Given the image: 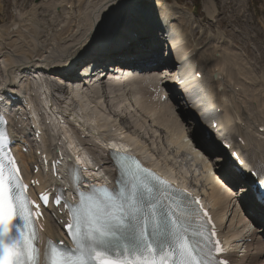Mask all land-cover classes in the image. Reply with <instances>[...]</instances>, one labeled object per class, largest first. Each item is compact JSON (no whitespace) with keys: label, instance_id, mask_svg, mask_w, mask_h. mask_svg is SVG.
<instances>
[{"label":"snow or ice","instance_id":"obj_1","mask_svg":"<svg viewBox=\"0 0 264 264\" xmlns=\"http://www.w3.org/2000/svg\"><path fill=\"white\" fill-rule=\"evenodd\" d=\"M4 123L0 117V126ZM191 136L196 139L195 129ZM8 147L0 127V264H228L214 256L223 249L212 239L214 226L199 199L124 153L114 154L120 174L116 190L93 186L90 193H79L77 205L63 201L70 215L64 227L73 246L49 238L42 254L35 227L40 205L29 198ZM234 163L220 158L210 166L230 173ZM258 188L250 203L264 216V184ZM40 201L47 206L49 196L41 194ZM61 202L62 193L51 201Z\"/></svg>","mask_w":264,"mask_h":264},{"label":"bare ground","instance_id":"obj_2","mask_svg":"<svg viewBox=\"0 0 264 264\" xmlns=\"http://www.w3.org/2000/svg\"><path fill=\"white\" fill-rule=\"evenodd\" d=\"M126 1H128V4H129L130 0H108L106 3L103 0H100V14L102 15L103 19L101 20V24L100 23L96 24L97 25L95 27L96 31L94 30L95 33H93V31H89L92 33H90L88 38L85 39V42H83V43H81V41L78 40L79 38L76 37L77 35L74 36L71 34L73 32L71 27L64 28L62 30L61 37H59L60 39L59 38H57V39H59L60 42L62 40H64V38H63L64 36H71V39L69 40L70 42L66 44V46L60 45V44L53 46V47H55L54 48L55 50L59 49V51H61L62 56H60V57H57L55 59H47V58L42 57L41 59L36 60L38 58V55H36L37 51L40 49L36 45L35 47H31L29 49V53L32 54V57L35 58V56H36V59H35L36 61H33L31 59V60H28L25 62L24 58L21 57V55H22L21 53H20L21 55H18L19 53H14V52L12 55L8 52H4L2 55V56H4V58H2L1 61H3L6 66L9 65L12 68H15L13 66L14 64H19L16 67V70H18V71L22 70L19 67H21L23 65H26V66L29 65L28 68L35 67L36 70L33 72L36 75L35 74H29L31 76V78H38L40 73L44 74V73H53L54 72L55 74H54L53 78L57 79L58 83L62 85L65 82V80H63V77H61V76L55 77V76L60 75L62 73H65V74H63V76H67V77H71V78L73 77L72 75L68 74V71L70 72L72 69L69 68V70H67V68H68L67 62L71 58L73 59V57H77L79 55H82V53L86 52L88 49H91L93 44L96 42L95 38H100V37L104 36V38L110 39L109 34L112 37V36H114V34L117 33L115 31V30H117L116 27L118 25V22L116 21V19L121 14V11L124 9V7L126 5V3H125ZM103 2H104V4H103ZM131 2L134 3L133 1H131ZM13 3L15 4L14 1H13ZM0 5L1 6L4 5L2 0H0ZM116 5H118V7ZM23 6L25 7L26 4H23ZM65 6L67 8L68 5H65ZM15 8L16 7H13V10ZM94 11L95 10H93V13H91L92 16L94 14ZM163 12H166V11L163 10ZM79 15H80V13H79ZM90 19L91 18L89 15L86 18V21L87 22L91 21ZM157 19H158V17L154 18L155 22H158ZM167 19H169V18L167 17ZM22 21L24 22V20H22ZM98 24H100V26ZM23 26H25V24ZM26 26H27V24H26ZM35 26H36V23H35ZM119 26L120 25H118V27ZM134 26H135L134 28H130V29H126L127 27L125 26V28L123 29V34H122L121 39L119 41H116L115 43L105 42L104 44L99 45L97 48L95 47V49L99 50L102 53L109 51L110 57L113 58L114 60L130 61L128 63H143V64L157 63L153 68H155V69L158 68L160 66V65H158V62H159V58L161 56H158L156 49H152L153 45L151 42H149V40H146L144 42L145 46H140V44H141L140 41L145 38L144 34H143L144 31H143L141 25H134ZM21 27H22V24H21ZM175 28L177 29V26H175ZM113 30H114V32H113ZM31 31H29V33H31ZM134 32H136V34L138 35V38H135L133 36ZM35 33H36V31H35ZM5 34L8 36L7 32H5ZM26 34H28V33H26ZM21 35H22V33H21ZM37 36H39V34L38 35L36 34V37ZM184 36H185L184 34L180 36V40H178L179 44H182V39L184 38ZM16 37H17V34L11 39H16ZM22 37H24V36H22ZM19 39H20V37H19ZM25 39L26 38L24 37L23 40H25ZM12 41H11V43H12ZM27 41L28 40L26 39V42ZM128 41L130 43L127 46H125ZM13 42H15V41H13ZM44 42L45 43H53V39L44 40L41 42V44H43ZM66 42H68V41H66ZM28 43H29V41H28ZM41 44H39V46ZM179 44L177 46H175L174 44L173 45L175 48L174 51L177 54L181 53L180 56H183V58H182L183 61L181 62V64H183L185 66V68L187 69V72L190 75H193L194 73L200 74V78L195 79L194 94H192V92H191V94H190L191 100H188L187 102L193 108L196 105H199L198 109L201 110L205 115L204 120L211 122V120L214 119L215 121H217V124H218L216 126V128H217L216 133L212 132V130H213L212 127L207 128L204 126L208 130H210V132H206V133L210 134V137L212 140H217L221 136H225L229 139H232L231 133H235L236 131L242 132L241 139L242 140L245 139V146H244L245 149H243V150L246 153H248L247 160L243 158V160L245 162L244 166L246 167L248 172L250 171V169L253 166H255L258 169V173H259L260 177L262 179H264V166H263L264 151L259 150L257 148L258 146L256 145V144H259V146H261V144H260L261 140L258 139L257 140L258 142L254 143V139H253V137H251V134H254V135H257L258 133H260V135L264 134V131L259 132V130H257V126H263L264 127V116L261 118L262 124H256V122H257L256 120L252 119V121H251L247 115L243 116V112H242V110H240V108L243 109V107H241L239 103H238V105L240 106V108L237 109V110H239V112L233 107V105H232L233 102L231 101V99L236 101L235 98H236L237 94H236V96L231 95L232 98H230L231 90H229L225 84L227 82H229V85L234 92H236L234 89L235 87L242 86V85L241 84L239 85L238 83H235L232 80L229 81L230 74L233 72L232 70L226 69V70H221L220 72L212 70L211 73H208L205 70L207 67H208L207 69L210 70L212 68L213 64H218L219 60L221 59V57L224 54H222L220 57H219V55H217L216 57H219L218 59L213 57L214 59L209 61L210 65H208L206 62L196 63L195 57L194 56L192 57V54H190V53H185L186 54L185 55L182 52ZM8 45H9V47L12 46V45H10V43H8ZM5 46H7V45H5ZM122 47H123V49L120 51L119 49H121ZM233 47H235V46H233ZM238 47L239 46H237V48ZM35 48L37 49L36 51L34 50ZM185 49L186 48H184V51H186ZM21 50H23V49H21ZM27 50H25V51H27ZM42 51H44V50H42ZM146 51L151 53V55L149 57L144 56V53ZM201 53H205V51L201 52ZM225 53L229 54L234 59L240 60L239 55L234 54L235 52L233 53V51H231L230 48L226 49ZM187 54L190 55L191 57H189ZM233 54H234V56H233ZM199 55H201V54L199 53ZM212 56H213V54H212ZM249 56L250 55H248V57ZM157 57H158V59H157ZM61 58H63L62 61L55 62L56 60H59ZM202 59H206V57L203 55ZM242 60L244 61L245 59H242ZM251 60L252 61L254 60L252 56H251ZM243 61H241V62H243ZM221 62H222L221 65H223V66L227 65L224 59ZM253 62L255 63V61H253ZM200 64H201V66H200ZM41 66H44L45 69H41ZM215 67L219 68L218 66H215ZM203 68H204V70H202ZM239 68L241 71H243L242 75H243V73H245L248 76L252 75L251 73L246 72L244 64L241 63V66ZM250 68H252V67L250 66L249 69ZM150 71H152V70H150ZM20 72H22V71H20ZM126 73L127 74L125 76L120 75V74H115L114 76H112V78H109L106 82H104V79L87 78L84 75H81V76H83V78H85V80H83L85 83L84 82H82V83L76 82L75 80L73 81L72 79L69 80L70 82L67 83L68 84V92L67 93L72 95L73 97H75L78 104L80 105V110L85 117L83 119L79 118L82 120V125L87 126L88 129H91L93 135H98L97 142H99L101 144H102V142L100 140L103 136H105L104 135L105 131H107V133H108V130L114 126L113 121L109 119L108 114L105 113V111L100 109L101 107L92 108V105L90 104L91 101L89 100V98L87 96L88 94L85 91H83L84 88L85 89L89 88L90 91H92V93L96 94L97 95L96 99H100L99 96L101 94V90L106 91V92H113V93L116 92L112 95L105 97V98H109V100H115V98H116L115 96H120V97H123V99L127 100L128 97L126 96L125 92L128 91L130 94V97H129L130 101L131 102L133 101L134 102L133 104H135L132 106L136 111L135 115H133V119H134L133 123H135V120H137L136 119L137 117L142 118V119H138L136 121V124L138 123V125L142 124V122H146V121L149 122L150 121L151 123H153L154 127H156V128L159 127L158 129L161 130V133L163 132L164 137H165V144L163 143L164 140H162V144L165 147H168L170 149L173 147V149H171V151L175 153V156H177L179 158V157L183 156L182 154L189 153L192 157V160H194L196 163L199 162L200 161L199 156H197L194 152L191 151V147H190L189 143L187 142V140L185 139V136H190L188 129L184 126V124H182L184 122L183 120L187 119L189 117L190 112H186V113L183 112L181 115H179L178 110H175L174 105H172V104L170 105L166 102H159V96L157 94H153V92H151L148 89L149 86L153 85V83L151 82V80L149 78H147L146 76L145 77H142V76L136 77L134 75V73H132L130 71H127ZM154 73L158 76H164L163 74H166L167 76H171L175 79H177V77H178L177 71L168 69V67L164 71L153 70L149 74H154ZM3 74H6V76L11 78V79H9L10 84H13L14 80H16L17 77L18 78L22 77L21 73H19L17 76V72L14 69H11V72H7L5 70V66H4ZM83 74H87V73H83ZM141 74H145V73H141ZM248 76L243 75V77H245V79H250ZM73 78L75 79V77H73ZM198 79L202 80L201 81L202 84L198 81ZM252 79H253V77H251L250 82H252ZM174 81L172 82L174 87H178L180 89L181 94L185 95L186 98H189L188 93L185 92V91H187L189 85H187L186 83L176 85V83H174ZM248 82L249 81H247V82L245 81L244 84H250ZM47 83H52V80L48 77L45 79V84H47ZM99 84H102L104 89H101ZM208 85H212V87L209 89V88H207ZM41 86H43V84H41ZM151 87H154V86H151ZM213 87H214V89H213ZM63 88L64 87H62L58 84H53V85L49 84V89L54 90V91L55 90L59 91L60 96H62L61 90H63ZM216 90H219L218 94L216 92H214ZM216 96H218L221 99L220 104L217 105V103H216V104L212 105L211 102L208 101L207 97L211 98V99L212 98L215 99ZM53 98H54V100H58L57 96H53ZM33 101L28 100V104L30 105V107L33 105ZM90 105H91V107H90ZM217 108L220 109L219 112L216 111ZM50 111H52V109H50ZM54 111H57V108H55ZM110 113H112V112H110ZM125 113L129 114V112H126V111H125ZM262 114L264 115V111ZM72 116H74V115L72 114ZM146 119H148V120H146ZM189 119L192 120L193 118L189 117ZM88 122H91V123H88ZM133 126H136V125L133 124ZM161 126L165 130L169 131L168 136L170 135L171 140L176 144H173V143L168 142L166 140L167 136L165 134L164 129ZM116 127H117V125H116ZM136 127L141 128L139 126H136ZM70 129L72 132H74V130L72 128H70ZM193 129H195L197 139L204 134L201 125H199L197 123L194 124ZM120 130H122V129H120ZM111 131L113 132L114 130L111 129ZM155 131L156 130H154L153 132H155ZM81 132L85 133V131H81ZM112 132H110V133H112ZM123 132H125V131H123ZM161 133L158 134V137H160ZM78 135L79 134H77V136ZM113 135L119 136L118 133L113 134ZM141 135H143L145 137V139L148 138V136L146 134H141ZM105 137H109V136H105ZM124 137L133 143V145H131V146L135 150H137L138 152H140L142 154L143 159L147 163H156L157 165H159L160 168H163L158 161L153 160V159L147 160L146 157H150V156H148L147 154H146L147 156L144 155L145 154V150H144L145 146L143 144H140V142L137 139H135L134 136H132L131 134H128V132H126ZM261 138L264 139V136H262ZM145 139H143V140H145ZM160 139L161 138H159L158 142H160ZM253 144L255 145L254 147H253ZM249 145H251V147H250L251 151L248 152V150H246V149H249ZM235 147L238 148L237 143H235ZM179 148H182V149H179ZM183 149L188 150V151H185ZM94 150L93 151L91 150V152H92L91 157H92V160H94L96 162V161H98V158L100 156H96ZM244 151H242V153ZM146 153H147V150H146ZM20 156L23 159V161L24 160L30 161L33 158L32 153L31 154H21ZM173 158H174V156L170 159L173 160ZM216 159H220V158L217 157ZM186 160H187V158L181 159V162L182 161L184 162V165L181 166L182 170H179L178 172H176L175 169L167 168L166 171H169L171 173V176H173V175L175 177L178 176L177 178L181 180L180 182H183L185 185L186 184L188 185V180L185 177H186L188 171L190 172V169H188V168L183 169L184 166L187 167V161ZM173 166H174V168L176 166L180 167V165L179 164L177 165L176 163H174ZM25 169H26V172L29 171V166L27 165V163L25 164ZM202 173H203V171H202ZM38 176H39V179L41 180L42 172H39ZM248 178H250L249 174H248ZM201 179H204L205 183H210V185L208 187L211 189V191L202 190V194H204V196L206 197V199H208V201H211V199H212L214 202L212 209L214 210L213 214L215 217V222H216L217 228L219 230V236L221 237V239L223 241H226L229 244V246L231 245L230 255L235 261L234 264H254V263L257 264L259 262L258 261L259 258L263 254V252H260V251H264V247L260 248L258 252L254 251L249 256V260H248L246 258V256L242 255V252H244L245 255H248V253L251 251V248L256 243H254V242L251 244L240 243L237 245L231 244V241L234 240L235 238H238L240 236L247 237V236H251V235L247 234L244 231V229L246 228V225L242 224V221L240 220L241 219L240 216H237L234 213V214H231V216L228 220L224 216L228 212V208H229L230 204H229L228 196L223 192V188H222L223 184L221 185V184L216 183L214 181L212 182L210 180V178L207 177L206 174L205 175L202 174ZM192 185H193V187H196L195 183ZM42 186H44V184H42ZM196 191H198V190H196ZM242 191L245 192V190L243 188H242ZM226 208H227V210H226ZM222 209H225V211H223L221 213ZM52 213H53V211H48V213L45 212V226H46V229L48 230V233H50V235L52 237L59 238L60 226L50 216V215H52ZM58 217H61V216L58 215ZM240 246L242 248V251L240 250ZM234 252H237L236 255L234 254Z\"/></svg>","mask_w":264,"mask_h":264},{"label":"rangeland","instance_id":"obj_3","mask_svg":"<svg viewBox=\"0 0 264 264\" xmlns=\"http://www.w3.org/2000/svg\"><path fill=\"white\" fill-rule=\"evenodd\" d=\"M13 1L15 2V4L13 3ZM13 1L2 0L4 5H0V28L4 30V32L8 33V36L5 34L2 42L3 44L7 45L5 46V50L8 51V53H10L11 55L13 54V52L19 53L18 55L22 54L21 57L24 58L25 61L31 60L32 54L29 53V49L31 47H35L36 45L38 48H40L37 51L36 55H38V58L36 60H39L42 57L47 59H55L62 56L61 51H59V49L55 50V47L53 46L57 44L66 46V44L70 42L69 40L71 39V36H64V40L61 41L62 43L59 40V37H61L62 30L64 28L71 27L73 31L71 34L74 36L77 35L76 37L79 38L78 40L83 43L85 42V39L88 38L90 33H92L89 31H93V33H95V27L97 26L96 24H101V20L103 19L102 15L100 14V0ZM103 1L106 3L108 0ZM131 1H133L134 3H132ZM140 1L141 0L129 1L127 8H125L122 12V15H120V24H123L124 26L125 24L130 26L132 23L139 24V19L141 20L139 12L140 9H142ZM143 1H145L146 5L150 6V8L152 7L155 11L161 12L165 10L167 12L166 16L169 18V25L177 31V35H179L178 40H180L181 35H185L182 39L183 47L187 48L189 46L190 48H195L196 53L205 51V53L201 54L202 56L199 54L194 56L196 59V63L206 62L208 65H210L209 61L213 60L214 58L218 59L222 54H224L219 60L218 64H213L210 70L207 69L208 67L205 70L208 73H211L212 70L217 72L226 69L232 70L233 72L230 74L229 81L232 80L235 83L242 85L240 86V88L237 87V89H235L237 91L234 92L231 89L229 82L225 84L226 87L231 90L230 98H232L231 95L236 96L237 94L235 98L237 102L231 99V101L234 103H232L233 107L236 110L239 109L240 106L243 107V109L240 108V110H242L243 112V116L247 115L251 121L252 119H254L257 122H262L261 118L264 116L262 114L264 111V0ZM23 4H26V6L24 7ZM68 4H71V7L66 8L65 5ZM13 7L16 8L13 10ZM93 10L95 11L92 16L91 13H93ZM130 12L134 14H131ZM126 13L127 16H125ZM89 15L91 21L87 22L86 18ZM22 20H24V22ZM116 21L119 24L118 18L116 19ZM34 22L36 23V26ZM24 24L25 26H23ZM100 24L98 25L100 26ZM175 26H177V29L175 28ZM15 31L18 32H16V39H19L20 37V44H18V40L11 39L15 36ZM29 31H31V33H29ZM36 34H39V36L36 37ZM22 36H24L29 41V43L28 41L26 42V39L23 40L24 37ZM50 39H53V43L44 42L43 44H41L42 41ZM12 40L15 42H13ZM8 43H10V45L12 46L9 47ZM21 43H25L24 46H26V48H23V50L19 48V46H21ZM39 44L41 45L39 46ZM237 46L239 47L237 48ZM183 47L180 46L182 52L185 54ZM228 48H230L233 53L235 52L234 54L239 55L240 60L234 59L229 54L225 53V50ZM34 50L36 51L37 49L35 48ZM247 54L250 56L248 57ZM203 55L206 57V59H202ZM217 55H219V57H216ZM251 56L253 57V61H255V63L251 60ZM2 58H4V56H1V60ZM62 59L63 58L56 60L55 62H60L62 61ZM223 59L227 64L226 66L221 65V61ZM242 59L245 60L243 61ZM241 63L244 64L246 72L252 74L251 76H248L243 73V75L248 76L250 79L251 77H253L252 82H250V79H245V77H243V71H241L239 68L241 66ZM18 65L19 64H14L13 66H15L16 68ZM4 66L7 72H11V69L9 70L8 68H6L5 64ZM215 66H218L219 68H216ZM250 66L252 68L249 69ZM9 68L12 67L9 66ZM202 70H204V68ZM198 81L201 83L202 80L198 79ZM245 81H249L248 83L250 84H244ZM99 85L101 89H104L102 84ZM211 87L212 85L207 86V88L209 89ZM83 91L88 94L86 95L91 101L90 104L92 105V108L101 107L100 109L105 111V113L108 114L109 119L113 121L114 126L111 127V129L114 131L112 132L111 129L108 130V133L107 131H105L104 135L108 134L105 136L118 133V137H120V135L124 137L126 131L128 130V134L134 136V138L137 139L140 144H143L145 146L144 155L150 156L147 157V159H155L156 161L161 162L164 166L168 168L170 167L172 169H175L173 166L175 162H177V164L181 163L179 164L180 166L184 165V162H181L180 159H177V156H175V153L172 152L170 148L165 147L162 144V140H165V137L163 132L161 133V130L158 129L159 127H154L153 123H151L150 121L142 122V124L138 125V123L136 124V121L138 119H142L138 117L136 118L137 120H135V123H133V115H135L136 111L132 106L135 104H133V101H130V94L128 91L125 92L126 96L128 97L127 100L123 99V97L120 96H115V100H109V98H105L106 96L112 95L116 92L113 93L101 90V94L99 96L100 99H96L97 95L92 93L89 88H84ZM214 92L218 94L219 90H216ZM207 99L211 102L212 105L216 103L217 105H219L221 100L218 96H216L215 99H211L208 97ZM238 103L240 104V106L238 105ZM65 108L69 113H71V115L73 114L74 117L76 116L81 119L85 118L80 110V105L78 104L77 100L74 99L70 94L66 95ZM125 111L129 112V114L125 113ZM237 111L239 112V110ZM127 122L132 123V125L135 124L136 126H139L141 128L134 126L136 127V130H131V126ZM186 128L188 129L189 127ZM154 130L156 131L153 132ZM164 131L167 136L166 140L168 142L176 144L171 140V136H168L169 131L165 129ZM159 133H161L160 137H158ZM141 134H146L148 138L145 139V137ZM256 136L260 137L264 136V134L260 135V133H258ZM159 138H161L160 142H158ZM172 155L175 158L174 160L170 159L173 157ZM193 161L194 160H192L191 158L190 172L188 171L185 178L188 180V183L200 184L202 175L201 169L198 163ZM184 168L187 167L184 166L183 169ZM175 170L176 172H178L182 169L178 168ZM263 259L264 257L259 261Z\"/></svg>","mask_w":264,"mask_h":264}]
</instances>
